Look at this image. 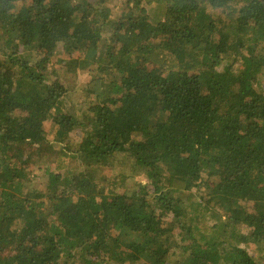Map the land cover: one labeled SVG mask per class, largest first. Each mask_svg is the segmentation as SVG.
Returning a JSON list of instances; mask_svg holds the SVG:
<instances>
[{"label":"trees","instance_id":"trees-1","mask_svg":"<svg viewBox=\"0 0 264 264\" xmlns=\"http://www.w3.org/2000/svg\"><path fill=\"white\" fill-rule=\"evenodd\" d=\"M123 4L0 0V264H260L264 0ZM61 53L97 73L80 113Z\"/></svg>","mask_w":264,"mask_h":264},{"label":"rangeland","instance_id":"rangeland-1","mask_svg":"<svg viewBox=\"0 0 264 264\" xmlns=\"http://www.w3.org/2000/svg\"><path fill=\"white\" fill-rule=\"evenodd\" d=\"M91 4H95L97 0H88ZM107 8L111 11V20L115 21L117 18H119L120 13L122 12L123 7V0H101ZM113 32V28L110 25H107L104 27V36L109 37V35ZM82 55L79 53L73 54L72 56L66 55L64 53L58 54L56 57L52 59V63L50 67H53L54 69L49 72L50 79L57 80V81H64L66 83V86L68 87L69 91L66 95L64 102V110L68 113L70 112H76L80 113L84 107L88 104V101L86 100V95L84 94L86 87L88 86V82H90L91 79L95 77V74H97L95 71L94 73H89V70H81L78 69L76 74L69 73V65L66 63H61V60H67L70 58H74L76 60L82 59ZM94 68V65H93ZM96 70V69H95ZM57 73V74H56ZM260 88L264 91V74L261 76L260 79ZM45 130L47 133V139L52 142L54 139L53 133H52V124L47 123L45 125ZM72 141L70 142L72 145H75L76 143L80 142V139L82 137V134L75 130L71 134ZM58 147H61L58 146ZM56 148V147H55ZM39 154V153H37ZM36 153L31 156L30 159H28L27 163H32V165L28 166L29 171H33V177L36 182L43 183L45 180L42 177V170L41 172L38 170L39 168L44 169L45 166H50L51 170H55L54 163H49L46 161V157L49 155H46L43 159L39 160V156ZM37 155V156H36ZM71 155V153H70ZM70 163V167L72 169L79 166V162L71 157L68 159ZM41 164L42 167L39 165ZM112 172L108 171V175L110 176ZM127 175V174H126ZM114 176V175H113ZM111 176V177H113ZM113 180H116L115 177ZM146 184L147 180L143 175H139L135 177L134 179H129L125 186H120L118 188V192L122 193L125 192L128 189H131L134 185L137 184ZM196 192V191H194ZM170 218V217H169ZM208 225L213 226L214 222L211 219H208ZM243 233H247L248 230L246 228H242ZM175 232H178V229L175 230ZM245 248L248 250L249 254L254 256L260 264H264V246L262 247V250L257 247V245L250 243ZM174 256H171V259H173Z\"/></svg>","mask_w":264,"mask_h":264}]
</instances>
